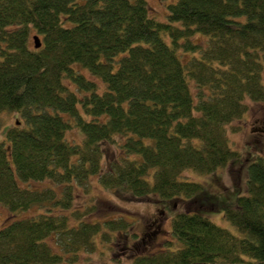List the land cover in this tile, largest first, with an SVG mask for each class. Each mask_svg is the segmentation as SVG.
Here are the masks:
<instances>
[{
  "label": "trees",
  "instance_id": "16d2710c",
  "mask_svg": "<svg viewBox=\"0 0 264 264\" xmlns=\"http://www.w3.org/2000/svg\"><path fill=\"white\" fill-rule=\"evenodd\" d=\"M153 10L147 0H0V264H80L97 235L133 232L123 216L92 221L96 204L74 205L94 177L126 201L187 205L172 220L182 247L130 264H264V159L249 165L248 193L222 206L240 235L202 214L218 206H202L204 185L182 179L240 158L227 128L248 98L264 102V0H171L163 20Z\"/></svg>",
  "mask_w": 264,
  "mask_h": 264
},
{
  "label": "rangeland",
  "instance_id": "374dc122",
  "mask_svg": "<svg viewBox=\"0 0 264 264\" xmlns=\"http://www.w3.org/2000/svg\"><path fill=\"white\" fill-rule=\"evenodd\" d=\"M147 1L154 9L152 12L155 16L161 20L165 19L166 5L171 0ZM246 103L249 110L239 121L228 125L227 128L229 145L240 153V158L210 176L202 175L188 168L182 178L204 185V190L195 198L200 200L202 206L215 204L218 208L202 207L200 212L236 235H240V233L229 220L225 219L222 206L233 203L239 195L248 193L249 165L261 157L264 159V102L248 98ZM4 117L5 123L8 125L14 124L19 118L18 114L5 115ZM234 127H239V129L235 130ZM72 136L78 140L80 138L75 132L72 133ZM103 148L107 161L115 157V151L109 144H104ZM75 195L74 205L78 208L83 209L87 205L96 204L97 209L88 217L90 220L104 221L107 218L123 216L133 226V232L128 234L124 232L112 234V241L104 240L101 234L97 235L95 238L96 251L88 255L84 254L80 264H130L132 254H140L145 251L161 252L168 248L177 249L183 245L171 232L174 215L187 208L181 198L174 199L170 203L176 211L174 208L168 209L161 202L156 203L154 200L126 201L117 194L106 190L99 183L97 177L91 180L88 192L78 187ZM196 204L194 202L190 207H194ZM7 216V209L1 206L0 219L5 220ZM2 220H0L1 225L4 224ZM135 235L139 240L135 239ZM141 241L143 242L141 243ZM167 241L172 244H167ZM135 246H137L136 249H134Z\"/></svg>",
  "mask_w": 264,
  "mask_h": 264
},
{
  "label": "water",
  "instance_id": "95a60500",
  "mask_svg": "<svg viewBox=\"0 0 264 264\" xmlns=\"http://www.w3.org/2000/svg\"><path fill=\"white\" fill-rule=\"evenodd\" d=\"M34 42L36 48H40L42 46V41L38 35H35Z\"/></svg>",
  "mask_w": 264,
  "mask_h": 264
}]
</instances>
